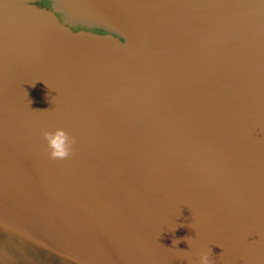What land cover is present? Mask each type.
I'll return each instance as SVG.
<instances>
[{"label":"water","instance_id":"obj_1","mask_svg":"<svg viewBox=\"0 0 264 264\" xmlns=\"http://www.w3.org/2000/svg\"><path fill=\"white\" fill-rule=\"evenodd\" d=\"M209 249L264 264V0H0V264Z\"/></svg>","mask_w":264,"mask_h":264},{"label":"clouds","instance_id":"obj_2","mask_svg":"<svg viewBox=\"0 0 264 264\" xmlns=\"http://www.w3.org/2000/svg\"><path fill=\"white\" fill-rule=\"evenodd\" d=\"M42 136L47 144L50 159H66L74 154L73 145L77 142L76 137L70 136L64 129L57 128L54 131H44ZM184 239L188 243L190 238L185 237ZM173 241L175 242V245L180 242L179 240ZM211 255V249L208 251H201L199 253V264H212L210 259ZM188 259L189 264H192L191 258L189 257Z\"/></svg>","mask_w":264,"mask_h":264}]
</instances>
